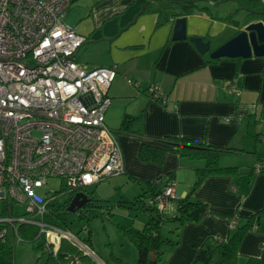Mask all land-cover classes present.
<instances>
[{"label":"crops","instance_id":"0c3cea01","mask_svg":"<svg viewBox=\"0 0 264 264\" xmlns=\"http://www.w3.org/2000/svg\"><path fill=\"white\" fill-rule=\"evenodd\" d=\"M182 1H196L202 10L183 15L172 0H99L91 11L92 32L86 38L92 46L80 48L76 56L86 69H116L107 92L110 106L105 124L110 130H118L125 114L140 118L135 127L138 135L114 133L123 175L130 181L136 179L143 186L157 181L161 192L173 179L179 198L188 195L196 169L204 163L179 157L170 151L173 147L159 142L162 139L187 138L210 148L237 151L224 154L220 165L236 167L239 174L202 181L191 198L204 203L207 214L178 230L177 245L164 251L161 264H192L207 239L228 237L230 220L239 224L264 207V174L251 172L264 158V57L210 60L188 39L171 40L175 19L185 17L187 36L201 37L210 42V50L216 49L247 25L262 21L258 13L264 0L255 8L252 0ZM251 9L254 13L248 12ZM159 18L163 22L157 25ZM230 82L240 95L228 92ZM150 85H157L160 99L147 91ZM142 144L166 149L162 163L141 161ZM164 212L173 217L175 202ZM263 244L264 216L243 236L237 264L259 257ZM0 264H4L1 257Z\"/></svg>","mask_w":264,"mask_h":264},{"label":"built area","instance_id":"2783aa9c","mask_svg":"<svg viewBox=\"0 0 264 264\" xmlns=\"http://www.w3.org/2000/svg\"><path fill=\"white\" fill-rule=\"evenodd\" d=\"M73 1L0 0V202L8 209L0 217V241L10 232L21 242L17 226H35L52 255L62 239L89 250L69 231L43 221L54 196L36 190L60 179L68 191L85 193L124 172L116 136L105 124L116 69L77 62L86 38L61 21ZM227 90L240 95L232 82ZM147 91L160 99L157 85ZM251 172L264 174V158ZM176 188L169 179L150 205L163 214L179 198ZM235 225L229 221V229Z\"/></svg>","mask_w":264,"mask_h":264},{"label":"trees","instance_id":"16d2710c","mask_svg":"<svg viewBox=\"0 0 264 264\" xmlns=\"http://www.w3.org/2000/svg\"><path fill=\"white\" fill-rule=\"evenodd\" d=\"M259 0H252V7L255 8L259 3ZM196 1H179L176 4L182 8V14L188 15L195 11H201L195 6ZM252 8V9H253ZM248 10L249 13H254L253 10ZM264 23V7L258 13ZM163 22L162 18L158 19L157 25ZM139 116H132L125 114L120 122L119 128L115 134H129L138 135L136 125L139 122ZM160 143L169 145L173 148L171 152L178 154L181 158L189 160H201L204 165L201 168L196 169V180L188 195L185 198H178L175 202L176 214L171 218H165L163 214L159 213L153 207H146L149 213V217L145 221L141 230H134L132 228L125 229L129 240L133 243L137 251V259L135 264H161L162 256L167 248L174 247L177 245V232L184 225L188 223H198L207 214V209L204 203L192 199V194L197 190L202 181L208 176L214 175H238L239 170L236 167H223L220 165V158L224 154L235 153L237 151L224 148L216 149L204 146L195 140L187 138H176V139H162ZM167 150L157 146H151L142 144L139 148L138 156L143 162H151L155 164H161ZM260 158L259 160H261ZM135 181H137L135 179ZM148 192L151 193L152 197L160 193L157 190V181L145 182ZM65 193L69 194V198L64 202H58L57 198L60 195H56L54 192V198L47 204V214L44 216L43 221L51 226L59 228L63 231H68V226L65 222L66 216L68 215L67 208L74 197V193L68 191L63 186ZM146 192V191H145ZM135 202H140V197ZM87 195V198L92 201V195ZM89 202L86 205H90ZM85 205V206H86ZM6 202H2V211L0 217L8 215V209L6 208ZM264 216V207L255 212L254 214L247 217L243 222H236L233 229H229L230 233L225 240L220 239H207L198 249L196 257L192 264H237L238 248L241 240L245 233L254 228V224L259 218ZM170 221L175 224L174 233L175 238L170 239L164 237L161 234V226L163 222ZM17 236L21 242L30 243L32 249L35 252L46 253L44 251V236L39 234V229L35 226L19 224L16 230ZM86 248L91 251L93 250L90 245L89 232L88 236L84 239H79ZM16 240L13 233H8L5 241L1 242L0 255L5 259L6 264H14L13 262V250ZM47 262H53L54 264H98V262L86 254L78 246L73 245L71 242L62 239L58 248L54 252V255L48 254ZM245 264H264V244L262 246V253L259 257H248Z\"/></svg>","mask_w":264,"mask_h":264},{"label":"rangeland","instance_id":"374dc122","mask_svg":"<svg viewBox=\"0 0 264 264\" xmlns=\"http://www.w3.org/2000/svg\"><path fill=\"white\" fill-rule=\"evenodd\" d=\"M98 1L74 0L62 14L61 21L74 28L79 35L89 38L92 32L91 11ZM88 45L90 44H87L86 41L81 49ZM79 58L80 56L77 57V60ZM143 190H146V192L140 197V202L134 203V200L142 194ZM65 191L60 179H50L46 185L36 190L42 196L54 192L57 193L56 195L63 194L57 198L60 203L70 197L69 194H64ZM84 191L92 195L91 204L74 213H68L65 220L68 231L79 239L87 237L89 232L90 245L94 253L92 254L89 251L88 254L93 258L96 256L104 264H135L137 251L129 240L125 229L141 230L150 216L144 210L146 207H152L150 205L151 194L148 192L147 187L139 185L138 182L133 180L130 181L127 176L122 174L106 179L96 186L84 189ZM15 210L17 212L22 211L21 208L16 206ZM1 211L2 204L0 202V213ZM163 216L171 218V215L167 212H164ZM175 227V224L169 220L163 222L161 234L164 237L174 239ZM0 257L6 264L5 259L1 255ZM47 259L48 253L35 252L30 243H15L13 250L14 264H54L53 262H47Z\"/></svg>","mask_w":264,"mask_h":264},{"label":"water","instance_id":"95a60500","mask_svg":"<svg viewBox=\"0 0 264 264\" xmlns=\"http://www.w3.org/2000/svg\"><path fill=\"white\" fill-rule=\"evenodd\" d=\"M179 2L182 0H172ZM188 39L200 54L208 53L210 60L221 58H249L251 56L264 57V23L262 21L247 25L234 37L220 45L216 49L210 50V42L204 41L201 37H188L186 34L185 17L177 18L172 29V41ZM90 200L85 193H76L72 198L67 211L74 213L88 204Z\"/></svg>","mask_w":264,"mask_h":264}]
</instances>
